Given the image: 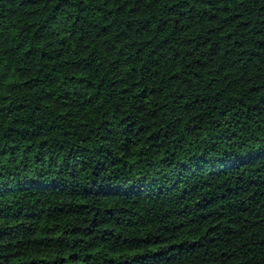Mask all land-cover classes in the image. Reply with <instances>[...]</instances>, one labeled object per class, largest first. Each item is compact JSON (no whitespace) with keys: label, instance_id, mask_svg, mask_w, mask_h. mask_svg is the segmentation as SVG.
Here are the masks:
<instances>
[{"label":"trees","instance_id":"16d2710c","mask_svg":"<svg viewBox=\"0 0 264 264\" xmlns=\"http://www.w3.org/2000/svg\"><path fill=\"white\" fill-rule=\"evenodd\" d=\"M0 264H264V0H0Z\"/></svg>","mask_w":264,"mask_h":264}]
</instances>
